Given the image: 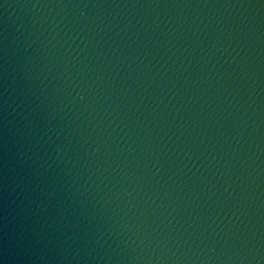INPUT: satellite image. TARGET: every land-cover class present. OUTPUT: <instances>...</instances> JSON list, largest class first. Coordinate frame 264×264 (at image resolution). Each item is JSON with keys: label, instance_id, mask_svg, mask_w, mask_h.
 <instances>
[{"label": "water", "instance_id": "obj_1", "mask_svg": "<svg viewBox=\"0 0 264 264\" xmlns=\"http://www.w3.org/2000/svg\"><path fill=\"white\" fill-rule=\"evenodd\" d=\"M0 264H264V0H0Z\"/></svg>", "mask_w": 264, "mask_h": 264}]
</instances>
